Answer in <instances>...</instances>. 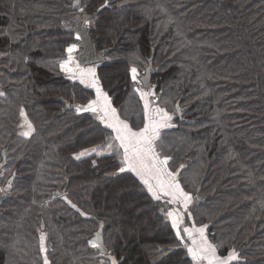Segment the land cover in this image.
Segmentation results:
<instances>
[{"label":"trees","instance_id":"1","mask_svg":"<svg viewBox=\"0 0 264 264\" xmlns=\"http://www.w3.org/2000/svg\"><path fill=\"white\" fill-rule=\"evenodd\" d=\"M74 1L0 0V198L17 171L0 204V264H43L44 256L101 264L106 257L90 244L93 216L117 264H195L165 201L120 171L122 154L75 157L114 138L95 113L76 111L95 90L61 77L67 48L76 47L71 30L86 16L97 49H111L95 64L102 91L133 130L145 121L130 69L139 80L153 53L154 67L162 63L152 76L158 105L177 115L182 97L190 107L157 144L183 190L198 196L189 223L206 226L221 257L235 249L233 264H264V0H82V14Z\"/></svg>","mask_w":264,"mask_h":264},{"label":"snow or ice","instance_id":"2","mask_svg":"<svg viewBox=\"0 0 264 264\" xmlns=\"http://www.w3.org/2000/svg\"><path fill=\"white\" fill-rule=\"evenodd\" d=\"M105 6H107L105 4ZM78 40L79 36L76 37ZM75 51V46L67 48L69 53L68 62L61 63L60 68L69 74V78L76 80L85 87L95 89L96 98L89 100L83 107H77V113L91 112L95 113L96 117L107 128L115 132V141H118V146H114L113 143L107 144L108 149H113L119 154V149L123 150V164L127 166V169L135 173L141 182L146 186L148 192L152 195L153 199L161 200L163 197L168 199L165 201V205H178V208L167 210V207L163 211L166 212V216L171 220V226L176 230L177 237L181 236V229L179 225L183 222L184 213L188 212L189 204L192 201V196L185 192L177 180V172L170 171L167 167L170 157H161L157 151V144L160 139L161 129L171 127V121L173 117L157 103L159 97L156 96L154 87L146 82V78L140 80L137 79L138 71L136 67L130 69L132 80L137 83H143V87L148 88L149 91H140V99L143 101L144 110V124L139 130H133L132 127L125 121L121 120L117 114V111L112 107L108 96L99 87V81L96 79V73L94 68L80 69L77 66L74 71L69 66V62L72 57L71 54ZM4 93L0 92V96ZM150 97L156 99L150 101ZM155 105V106H151ZM22 123L19 125L25 130L21 135L25 137L31 136L34 131L32 123L28 120L27 114L23 107L19 110ZM84 153H81L83 155ZM183 166H181L182 168ZM120 171H125V167H121ZM154 182V183H153ZM75 207V205H72ZM183 209V212L180 209ZM83 215V213H81ZM206 227V226H205ZM205 227L200 228H184L183 234L190 241L191 245L187 247V252L191 255L192 260L200 264L201 261H206V264H233V262L239 259L238 253L235 249L229 251L226 257L217 255V246L208 241L205 236ZM46 235L41 234L39 236V250L45 252ZM93 248L100 249L101 255L106 254L100 243V234L97 233L95 241H90ZM43 264H49L47 256H44ZM103 264V261H101ZM112 264H116L115 260H112Z\"/></svg>","mask_w":264,"mask_h":264},{"label":"water","instance_id":"3","mask_svg":"<svg viewBox=\"0 0 264 264\" xmlns=\"http://www.w3.org/2000/svg\"><path fill=\"white\" fill-rule=\"evenodd\" d=\"M73 8L82 14L83 13L82 0H75L73 3ZM85 18L88 19L89 16H86ZM90 31H91V27L86 26V20L82 17L79 18L77 24L71 30V32L76 34V36L80 37V39L79 40L77 39V41H76V44L79 48V51L74 53V56H76L78 63L80 65H83V66L84 65H90V64H97V63L102 62L105 59L107 53L111 50V49H109V50H98L95 43L92 41V38L90 36ZM153 60H154V53L149 58L148 65L145 67L144 73L139 78V80L142 78H146V82L148 84H151V85H152V76L160 71L161 64H162L161 63L157 67H154ZM61 77H64V74H62ZM141 84L143 86V83H141ZM146 89H148V88H146ZM158 101H157V103H158ZM181 101H182V97H180L176 101L175 110H176L178 116L183 117L189 111L190 107H182ZM5 165H6V162L0 163V172ZM16 175H17V171H14L12 176L8 179L7 183L5 184V186L3 188L5 194L1 196L0 204L5 199L6 194L9 193L10 191H12L13 182L16 178ZM66 189H67V186L63 187V189L61 191H56L55 195L61 196V195L65 194ZM194 199L197 203L200 202L198 199V196H195ZM92 220L95 221L99 225V228L96 232H94V234L90 240L95 241L97 238V233H99L100 234V243L102 244L103 249L105 250V253H106L104 255H108L111 250L106 246L105 240H104L105 225L96 216H93ZM41 229L42 230L45 229L43 221L41 223ZM94 251L101 255L100 249L94 248Z\"/></svg>","mask_w":264,"mask_h":264},{"label":"crops","instance_id":"4","mask_svg":"<svg viewBox=\"0 0 264 264\" xmlns=\"http://www.w3.org/2000/svg\"><path fill=\"white\" fill-rule=\"evenodd\" d=\"M76 50H75V53H76V51L78 52L79 51V49H77V48H75ZM72 57V56H71ZM75 56H73L72 57V59H71V61L69 62V66L70 67H72L73 68V70L75 71L76 70V68H77V66H79V68L80 69H88V68H94L95 69V64H91V65H84V66H80L76 61H75ZM65 62H68V59L66 60V61H64V63ZM95 73H96V71H95ZM67 72H65V75L67 76ZM68 77H69V74H68ZM96 79L98 80V77H97V74H96ZM74 81H78L79 82V80L78 79H76V80H74ZM99 81V80H98ZM99 87L101 88V86H100V82H99ZM146 88H144V87H142V89H141V91H144ZM93 90H95V89H93ZM101 90H102V88H101ZM148 91H149V89H147ZM151 100H153V98H151L150 99V101ZM155 106V105H154ZM118 114V113H117ZM118 116H119V114H118ZM120 117V116H119ZM121 119V118H120ZM121 120H123V119H121ZM124 121V120H123ZM127 123V122H126ZM113 134H114V137H115V132H113ZM116 143H118L119 144V142L118 141H116ZM122 150V149H121ZM122 152H123V150H122ZM125 169H127V166L125 165ZM129 171H131V170H129ZM132 172V171H131ZM134 173V172H133ZM135 174V173H134ZM154 183V182H153ZM164 201H166L168 198L167 197H163L162 198ZM193 200V199H192ZM192 203V202H191ZM191 203L189 204V207H188V212L187 213H184V219H183V222L179 225V227H180V229H181V227L182 228H200V227H197V226H195V225H193L192 223L190 224L189 223V218H190V212H189V210H190V208L192 207V205H191ZM193 204V203H192ZM166 206V205H165ZM167 207V210H172V209H174V208H178L179 206L178 205H167L166 206ZM180 211L181 212H183V209L181 208L180 209ZM168 220L170 221V223H171V220L168 218ZM175 230V229H174ZM207 229L205 228V236H206V238L208 239V237H207ZM175 232H176V230H175ZM183 233V232H182ZM184 235V234H183ZM180 238V240L183 242V244H184V247L187 249V247H186V245H188V246H190L191 245V241L189 240V239H185L186 240V242H184L183 241V239L181 238V236L179 237ZM208 241L210 242V240L208 239ZM211 243V242H210ZM189 254V253H188ZM190 255V254H189ZM217 255H219L218 254V252H217ZM220 256V255H219ZM190 257H191V255H190ZM192 258V257H191ZM194 263L195 264H197V262L196 261H194ZM200 264H206V261H201L200 262Z\"/></svg>","mask_w":264,"mask_h":264},{"label":"rangeland","instance_id":"5","mask_svg":"<svg viewBox=\"0 0 264 264\" xmlns=\"http://www.w3.org/2000/svg\"><path fill=\"white\" fill-rule=\"evenodd\" d=\"M85 20L87 21L88 19H86L85 18ZM88 22V21H87ZM78 46H77V44H76V47L75 48H77ZM76 50V49H75ZM61 71V73H64L65 74V71H62V70H60ZM67 76H68V74H67ZM139 86H140V88H142V85L141 84H139ZM145 92H147L148 90H144ZM151 98H155V97H150L149 99H151ZM151 106H154V105H151ZM167 111V110H166ZM172 117H173V119H172V121L170 122L171 123V125L172 126H174V123H173V120H174V117H176L177 115L176 114H172L171 112H169V111H167ZM171 126V127H172ZM169 128V127H168ZM165 129H167V128H164V129H161V131H160V134L165 130ZM112 143H113V145L114 146H118V143H116V141L113 139L112 140ZM117 152V151H116ZM81 153H84L83 155H81ZM113 153V149H108L107 147H105V148H92V149H88V150H84V151H82V152H80V153H78V154H76V159H78V160H80V159H84V158H87V157H90V156H98V157H101V156H106V155H110V154H112ZM119 154H123V152H122V150L121 149H119ZM122 156V155H121ZM122 158H123V156H122ZM192 203H194V199L191 201ZM192 203H191V205H192ZM170 219V218H169ZM202 227H205V226H202ZM206 228V227H205ZM183 229L184 228H182L181 227V238L183 239V241L184 242H186V240L185 239H188L186 236H184L183 235ZM45 248H46V251L44 252V254L46 255V252H47V250H48V239H46V241H45ZM227 256V255H226ZM225 256V257H226ZM114 260V259H113Z\"/></svg>","mask_w":264,"mask_h":264},{"label":"flooded vegetation","instance_id":"6","mask_svg":"<svg viewBox=\"0 0 264 264\" xmlns=\"http://www.w3.org/2000/svg\"><path fill=\"white\" fill-rule=\"evenodd\" d=\"M1 162H3V161L0 160V163H1ZM4 163H5V161H4ZM1 171H2V170H1ZM3 191H4V190H3ZM4 193H5V192H4ZM3 195H4V194H3Z\"/></svg>","mask_w":264,"mask_h":264},{"label":"built area","instance_id":"7","mask_svg":"<svg viewBox=\"0 0 264 264\" xmlns=\"http://www.w3.org/2000/svg\"><path fill=\"white\" fill-rule=\"evenodd\" d=\"M104 261H106V260H104Z\"/></svg>","mask_w":264,"mask_h":264}]
</instances>
